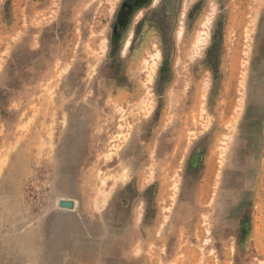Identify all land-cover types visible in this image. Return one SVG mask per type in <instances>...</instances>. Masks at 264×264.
Returning a JSON list of instances; mask_svg holds the SVG:
<instances>
[{"label": "rangeland", "instance_id": "374dc122", "mask_svg": "<svg viewBox=\"0 0 264 264\" xmlns=\"http://www.w3.org/2000/svg\"><path fill=\"white\" fill-rule=\"evenodd\" d=\"M24 262L264 264V0H0V264Z\"/></svg>", "mask_w": 264, "mask_h": 264}, {"label": "water", "instance_id": "95a60500", "mask_svg": "<svg viewBox=\"0 0 264 264\" xmlns=\"http://www.w3.org/2000/svg\"><path fill=\"white\" fill-rule=\"evenodd\" d=\"M60 205L63 207H73V202L70 200H62Z\"/></svg>", "mask_w": 264, "mask_h": 264}, {"label": "crops", "instance_id": "0c3cea01", "mask_svg": "<svg viewBox=\"0 0 264 264\" xmlns=\"http://www.w3.org/2000/svg\"><path fill=\"white\" fill-rule=\"evenodd\" d=\"M22 264H34V263H32V262H24ZM42 264H44V263H42Z\"/></svg>", "mask_w": 264, "mask_h": 264}]
</instances>
